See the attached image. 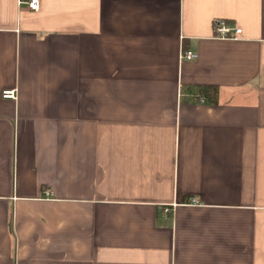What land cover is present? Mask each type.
<instances>
[{"label":"crops","instance_id":"1","mask_svg":"<svg viewBox=\"0 0 264 264\" xmlns=\"http://www.w3.org/2000/svg\"><path fill=\"white\" fill-rule=\"evenodd\" d=\"M0 264H264V0H0Z\"/></svg>","mask_w":264,"mask_h":264},{"label":"built area","instance_id":"2","mask_svg":"<svg viewBox=\"0 0 264 264\" xmlns=\"http://www.w3.org/2000/svg\"><path fill=\"white\" fill-rule=\"evenodd\" d=\"M39 1L40 0H20V3L26 4L27 8L37 12L39 10ZM215 33L217 37L228 38L236 40L240 37L242 29L240 27H235L229 25L225 20H218L215 25ZM197 58V53L192 50L182 49L180 50L179 59L181 60H193ZM4 98H15L14 90H5L2 93ZM199 103H205L206 100L203 97L198 99ZM191 202L195 204V200L192 199ZM164 211H167L165 208Z\"/></svg>","mask_w":264,"mask_h":264},{"label":"trees","instance_id":"3","mask_svg":"<svg viewBox=\"0 0 264 264\" xmlns=\"http://www.w3.org/2000/svg\"><path fill=\"white\" fill-rule=\"evenodd\" d=\"M196 100L203 97L206 103L216 104L217 103V91L212 86H198L195 91Z\"/></svg>","mask_w":264,"mask_h":264}]
</instances>
